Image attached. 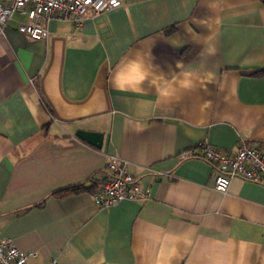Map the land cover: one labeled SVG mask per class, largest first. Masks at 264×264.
<instances>
[{"label":"crops","instance_id":"0c3cea01","mask_svg":"<svg viewBox=\"0 0 264 264\" xmlns=\"http://www.w3.org/2000/svg\"><path fill=\"white\" fill-rule=\"evenodd\" d=\"M19 19L0 31V234L37 253L28 264H264V185L219 192L209 162L183 155L202 140L264 149V0H120L79 28L52 19L46 40ZM130 57L194 87L119 91ZM111 156L149 198L96 205L89 179Z\"/></svg>","mask_w":264,"mask_h":264},{"label":"built area","instance_id":"2783aa9c","mask_svg":"<svg viewBox=\"0 0 264 264\" xmlns=\"http://www.w3.org/2000/svg\"><path fill=\"white\" fill-rule=\"evenodd\" d=\"M119 4L120 0H0V31L4 32L8 22L20 15L17 26L20 32L35 40H46L49 23L54 18L71 20L79 28L84 17L97 16ZM183 155L209 162L215 178L214 188L219 192L226 193L234 178L264 185V149L244 138L233 153L202 140ZM91 179L99 183L93 195L99 207L150 197V190L142 187L138 176L128 171L127 160L119 156H111L105 170ZM35 256V251H24L12 238L0 234V264H28ZM45 264H58V261L52 258Z\"/></svg>","mask_w":264,"mask_h":264},{"label":"clouds","instance_id":"9594fccd","mask_svg":"<svg viewBox=\"0 0 264 264\" xmlns=\"http://www.w3.org/2000/svg\"><path fill=\"white\" fill-rule=\"evenodd\" d=\"M180 61H177V67ZM113 86L119 91L144 92L145 83L150 84L160 99H168L183 90H190L194 87L191 74L181 70L168 76L165 73L151 72L141 59L130 57L127 62L118 69L112 70Z\"/></svg>","mask_w":264,"mask_h":264},{"label":"water","instance_id":"95a60500","mask_svg":"<svg viewBox=\"0 0 264 264\" xmlns=\"http://www.w3.org/2000/svg\"><path fill=\"white\" fill-rule=\"evenodd\" d=\"M78 136L82 139L86 140L87 142L101 147L103 142V133L98 131H91V130H79L77 131Z\"/></svg>","mask_w":264,"mask_h":264},{"label":"trees","instance_id":"16d2710c","mask_svg":"<svg viewBox=\"0 0 264 264\" xmlns=\"http://www.w3.org/2000/svg\"><path fill=\"white\" fill-rule=\"evenodd\" d=\"M89 183H90L89 188H95L94 191H96L97 188H98L99 183L93 181L92 179H89ZM80 189H85V186H82V185H74V186H70L68 188H65V189L61 190V192L78 191Z\"/></svg>","mask_w":264,"mask_h":264}]
</instances>
